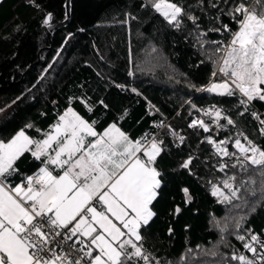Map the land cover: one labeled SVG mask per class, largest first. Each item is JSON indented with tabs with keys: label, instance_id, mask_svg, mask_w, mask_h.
I'll return each mask as SVG.
<instances>
[{
	"label": "trees",
	"instance_id": "trees-1",
	"mask_svg": "<svg viewBox=\"0 0 264 264\" xmlns=\"http://www.w3.org/2000/svg\"><path fill=\"white\" fill-rule=\"evenodd\" d=\"M252 1L172 0L186 13L176 27L147 0H70L69 22L49 34L51 24L66 19L67 0H35L39 10L30 0H2L0 140L7 142L21 130L42 138L68 107L89 123L95 121L98 133L117 123L133 139L147 134L148 139L162 140L164 151L157 159L162 185L153 202L156 215L141 228L148 264H192L193 254L196 263L211 261L199 251L219 239L221 232L213 222L224 218L228 205L212 194L213 185L235 176L239 198L234 204L243 209L236 215L244 221L237 230L243 231L245 240L228 227L220 264H238L232 256L247 255L244 243L253 234L264 235V178L250 165L248 171L232 167L235 157L219 155L207 138L217 143L228 140L225 147L236 152L234 140L243 133L241 141L247 136L264 147L262 125L252 115L264 120V101H253L245 111L239 93L221 96L199 89L213 82V72H218L220 57H209L208 52L224 48L238 30L227 13L239 2ZM48 13L52 20L45 25ZM189 15L197 18L195 23ZM203 39L211 45H203ZM220 52L214 55L221 56ZM214 108L234 124L224 118L217 122ZM199 119L209 126L208 132L190 127ZM189 159V167H181ZM16 163L22 173L40 167L30 152ZM224 164L228 166L221 170ZM20 175L17 181L26 178ZM131 264L145 262L134 259Z\"/></svg>",
	"mask_w": 264,
	"mask_h": 264
},
{
	"label": "snow or ice",
	"instance_id": "snow-or-ice-1",
	"mask_svg": "<svg viewBox=\"0 0 264 264\" xmlns=\"http://www.w3.org/2000/svg\"><path fill=\"white\" fill-rule=\"evenodd\" d=\"M30 2L40 9L35 0ZM151 6L176 27L180 26L179 18L186 15L184 8L172 0H151ZM227 14L237 22L238 30L231 33L223 49H218L223 51L218 71L225 79L199 90L221 96L239 93V103L247 111L253 101H264V0H255L251 7L239 2ZM188 18L193 23L197 19L191 15ZM51 20L52 14L48 13L43 23L50 25ZM224 27L230 31L227 25ZM216 74L213 72L214 77ZM211 112L217 122L224 118L228 125L234 124L232 119L222 117L220 109ZM252 115L260 120V134L264 135V120L255 112ZM196 126L209 131L203 120L192 121L190 127ZM240 136L243 133L234 140L236 152L222 146L228 140L217 143L208 137L207 142L219 155L235 157L232 167L239 165L248 171L250 165L264 178V147L247 136L243 137L246 143H242ZM162 144L155 137L149 140L147 134L133 139L117 123L98 133L95 121L89 123L72 107L59 116L43 139L33 140L21 130L7 142L0 140V264H83L85 258L87 264H131L134 259L148 264L149 257L140 243L141 228L156 215L153 202L162 185V173L157 167V159L164 151ZM26 152L44 166L36 175L11 187L7 177L16 171L15 162ZM190 164L191 159L181 167L188 168ZM50 166L61 173L54 175L55 169ZM227 166L222 165L221 170ZM234 181L235 176L223 181L227 194L216 185L212 194L222 197L221 202L238 199ZM250 182L255 184L253 179ZM182 191L190 199L188 189ZM62 234L65 240L76 237L78 251L83 253L79 259L73 261L51 247ZM237 238L245 240L244 236ZM254 245H259V252ZM243 247L253 258L241 254L233 255V260L239 264H264V241L258 235H251Z\"/></svg>",
	"mask_w": 264,
	"mask_h": 264
},
{
	"label": "rangeland",
	"instance_id": "rangeland-1",
	"mask_svg": "<svg viewBox=\"0 0 264 264\" xmlns=\"http://www.w3.org/2000/svg\"><path fill=\"white\" fill-rule=\"evenodd\" d=\"M150 4H151V0H147ZM200 44H201V42H200ZM202 44L203 45H205V46H209V45H211V44H209L208 42H207V40L206 39H203L202 40ZM209 49H211V48H209ZM223 49V48H222ZM212 50L213 51H209L208 53H209V57H211V56H214V57H221L222 55H223V51H221L220 53H219V55H221V56H215L214 54H215V52L217 51V52H219L218 51V47L216 48V47H214V48H212ZM206 52V51H205ZM207 53V52H206ZM211 55V56H210ZM220 60V59H219ZM218 68H219V63H218V66H217V69L216 70H218ZM216 79L213 81V82H221L222 80H224L225 78L219 73V71L217 72V75H216V77H215ZM212 83V82H211ZM210 85V84H209ZM208 85V86H209ZM207 86V87H208ZM206 87V88H207ZM74 110V109H73ZM75 111V110H74ZM211 113V112H210ZM3 114V112L0 114V115H2ZM26 133V132H25ZM16 135V134H15ZM14 135V136H15ZM26 135H28L30 138H32L33 140H38V139H41V138H36V137H32L31 135H29L28 133H26ZM242 143H246V142H243L242 141ZM223 146V145H222ZM223 147H225V145L223 146ZM217 187H219V188H221V190L222 191H224L226 194L228 193V190L227 189H224L223 188V182L222 183H219V184H215ZM217 199H218V201H222V197H219V196H215ZM237 200V198H234L233 200H232V202L231 203H227L228 205H227V213H226V215L224 216V218H221V219H217V220H215L214 222H213V224L215 225V228H217L221 233L219 234V239L214 243V244H212L210 247H202V249H201V251H199V253L200 252H202L203 251V253H205V255H206V258H211L212 257V259H211V261H205V260H202V263L203 264H220L222 261H223V257H221V254L226 250L225 248H226V245H227V243H228V236L229 235H225L226 234V230H228V227H233L232 229L234 230V232L232 233L233 235H235V236H242L243 235V231L242 230H237V229H240V227L239 228H237V222L240 220V218L236 215V213H238L239 212V210H241V214H243V209H241L240 207H239V205L237 204V205H235L234 204V202ZM230 208H231V210H230ZM240 213V212H239ZM244 213H246L245 211H244ZM244 221H242V222H240V224L241 223H243ZM225 232V233H224ZM223 234V236H221ZM218 256V257H215L214 258V256ZM194 257H196V255L195 254H193V255H191V258H190V262L192 263V264H200V263H196V262H198V261H194V260H196ZM214 258V259H213ZM191 259H192V261H191ZM215 262H214V261Z\"/></svg>",
	"mask_w": 264,
	"mask_h": 264
},
{
	"label": "built area",
	"instance_id": "built-area-1",
	"mask_svg": "<svg viewBox=\"0 0 264 264\" xmlns=\"http://www.w3.org/2000/svg\"><path fill=\"white\" fill-rule=\"evenodd\" d=\"M254 1L255 0H253L250 3V5H249L250 7L252 6ZM199 120H201V119H199ZM37 173H38V171L34 172L33 174H31L29 176L36 175ZM263 234H264V229H263ZM258 236L260 237V239L262 241H264V235L263 236L258 235ZM254 246L257 247L258 252H259L260 251L259 245H254ZM51 247H53L55 249L57 254H59V255L67 254L68 258L73 260V261L76 259H79L83 255L82 252L78 251V249L80 248V245L76 243V237H73L72 239H69V240H65L64 236L62 234V236L55 238V241L53 242ZM246 256H248L249 258H253L251 252H248V254ZM83 264H87V258H85V260L83 261Z\"/></svg>",
	"mask_w": 264,
	"mask_h": 264
},
{
	"label": "crops",
	"instance_id": "crops-1",
	"mask_svg": "<svg viewBox=\"0 0 264 264\" xmlns=\"http://www.w3.org/2000/svg\"><path fill=\"white\" fill-rule=\"evenodd\" d=\"M2 0H0V2H1ZM118 126V125H117ZM119 127V126H118ZM107 128V127H106ZM105 128V129H106ZM52 129V128H51ZM50 131V130H49ZM48 131V132H49ZM104 131V130H103ZM102 131V132H103ZM144 137V136H143ZM143 137H141V138H143ZM44 138V136L41 138V139H43ZM141 138H138V139H141ZM92 138H89V140H91ZM149 140H151V138L149 139ZM31 153V152H30ZM17 162V161H16ZM15 162V165H14V167H15V169H16V171L12 174V175H10V176H8L7 177V180H6V183L9 185V186H11V187H15L17 184H20V183H22V182H24L25 181V179H22V180H19V181H17L16 180V177H17V174L19 173V174H21L20 176L22 177V176H25L26 175V177L27 176H29V175H31V174H33L34 172H36V171H39V168L40 167H43L44 165L41 163V160H40V167L37 169V170H35V171H33V172H31V173H25V172H21L20 170V168H19V166H18V164ZM50 168H52V169H55V166H50ZM61 173V170L60 169H55L54 171H53V174L54 175H59Z\"/></svg>",
	"mask_w": 264,
	"mask_h": 264
},
{
	"label": "water",
	"instance_id": "water-1",
	"mask_svg": "<svg viewBox=\"0 0 264 264\" xmlns=\"http://www.w3.org/2000/svg\"><path fill=\"white\" fill-rule=\"evenodd\" d=\"M66 7H67V17H66V19L63 20V21H61V22H57V23L51 24V25L49 26V31H48L49 34H51L52 31H54V29L59 28V27L65 25L67 22H69V20H70V15H71V12H70V0H67ZM209 130H210V129H209ZM171 231H172V230H170L169 233H171Z\"/></svg>",
	"mask_w": 264,
	"mask_h": 264
},
{
	"label": "bare ground",
	"instance_id": "bare-ground-1",
	"mask_svg": "<svg viewBox=\"0 0 264 264\" xmlns=\"http://www.w3.org/2000/svg\"><path fill=\"white\" fill-rule=\"evenodd\" d=\"M201 118V117H200ZM205 123V122H204ZM206 124V123H205ZM238 256V255H237ZM235 261H237V260H235Z\"/></svg>",
	"mask_w": 264,
	"mask_h": 264
}]
</instances>
